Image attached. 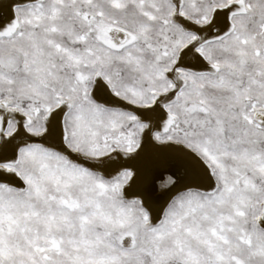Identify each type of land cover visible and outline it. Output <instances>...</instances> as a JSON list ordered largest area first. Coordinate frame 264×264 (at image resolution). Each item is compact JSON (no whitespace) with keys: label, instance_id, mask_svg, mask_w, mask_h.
I'll return each mask as SVG.
<instances>
[{"label":"snow or ice","instance_id":"6c2138e0","mask_svg":"<svg viewBox=\"0 0 264 264\" xmlns=\"http://www.w3.org/2000/svg\"><path fill=\"white\" fill-rule=\"evenodd\" d=\"M0 264H264V0H0Z\"/></svg>","mask_w":264,"mask_h":264}]
</instances>
